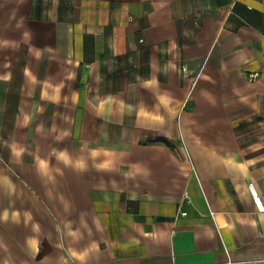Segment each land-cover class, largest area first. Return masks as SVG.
<instances>
[{"label":"crops","instance_id":"crops-1","mask_svg":"<svg viewBox=\"0 0 264 264\" xmlns=\"http://www.w3.org/2000/svg\"><path fill=\"white\" fill-rule=\"evenodd\" d=\"M0 264H264V0H0Z\"/></svg>","mask_w":264,"mask_h":264},{"label":"built area","instance_id":"built-area-1","mask_svg":"<svg viewBox=\"0 0 264 264\" xmlns=\"http://www.w3.org/2000/svg\"><path fill=\"white\" fill-rule=\"evenodd\" d=\"M181 69H182V73H183L185 76L190 75V70H189L187 64L182 65V68H181ZM260 74H261L260 71L250 72V73L248 74V78H249L250 80L254 81V80H257V79L260 77Z\"/></svg>","mask_w":264,"mask_h":264},{"label":"rangeland","instance_id":"rangeland-1","mask_svg":"<svg viewBox=\"0 0 264 264\" xmlns=\"http://www.w3.org/2000/svg\"><path fill=\"white\" fill-rule=\"evenodd\" d=\"M13 251L15 252V249L12 248V247H10V248H9V253H11V252H13Z\"/></svg>","mask_w":264,"mask_h":264}]
</instances>
